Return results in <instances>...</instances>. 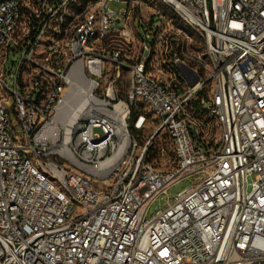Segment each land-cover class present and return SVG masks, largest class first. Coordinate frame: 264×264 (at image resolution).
I'll list each match as a JSON object with an SVG mask.
<instances>
[{
	"label": "built area",
	"instance_id": "1",
	"mask_svg": "<svg viewBox=\"0 0 264 264\" xmlns=\"http://www.w3.org/2000/svg\"><path fill=\"white\" fill-rule=\"evenodd\" d=\"M0 264H264V0H0Z\"/></svg>",
	"mask_w": 264,
	"mask_h": 264
},
{
	"label": "rangeland",
	"instance_id": "2",
	"mask_svg": "<svg viewBox=\"0 0 264 264\" xmlns=\"http://www.w3.org/2000/svg\"><path fill=\"white\" fill-rule=\"evenodd\" d=\"M142 1H147V0H142ZM148 1H155V0H148ZM159 8L164 11V12H169L168 8L166 7V5L162 4V3H158ZM110 8L112 10H114L115 12H119L121 9L125 10L127 8L126 4H121V3H111L110 4ZM131 32L133 34H136L134 27L131 28ZM100 134V133H98ZM101 136V135H100ZM34 161L36 160L33 159ZM196 179L195 178H189L183 181H180L178 183H175L170 189L169 192L167 194V196H165V198L162 199H158L154 202V204L152 205V207L150 208L148 217L153 216L158 210L162 209L165 206L166 201H171L174 202L175 198L182 193L184 190L190 188L194 183H195Z\"/></svg>",
	"mask_w": 264,
	"mask_h": 264
}]
</instances>
